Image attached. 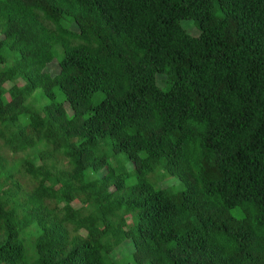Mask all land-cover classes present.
Here are the masks:
<instances>
[{
  "label": "trees",
  "instance_id": "16d2710c",
  "mask_svg": "<svg viewBox=\"0 0 264 264\" xmlns=\"http://www.w3.org/2000/svg\"><path fill=\"white\" fill-rule=\"evenodd\" d=\"M0 264H264V0H0Z\"/></svg>",
  "mask_w": 264,
  "mask_h": 264
},
{
  "label": "rangeland",
  "instance_id": "374dc122",
  "mask_svg": "<svg viewBox=\"0 0 264 264\" xmlns=\"http://www.w3.org/2000/svg\"><path fill=\"white\" fill-rule=\"evenodd\" d=\"M47 71H49L51 74H55L56 72H57V66H56V64H53V65H49L48 67H47ZM69 114H70V112H69ZM35 153V150H30L29 152H28V155L29 156H31V155H33ZM24 155V154H23ZM22 155V156H23ZM20 156V155H19ZM176 183H177V180H176V178H168V179H166L163 183H161L162 184V186H166V187H170V185H176ZM30 244L28 243V246H29ZM28 246L26 247L27 248V255H29V253H30V248H31V246H30V248H28ZM130 252H132V246L131 245H127V244H125V245H123L119 250H118V254L117 253H115V255L113 256V259H115V258H119L121 255H126V254H128V253H130Z\"/></svg>",
  "mask_w": 264,
  "mask_h": 264
}]
</instances>
